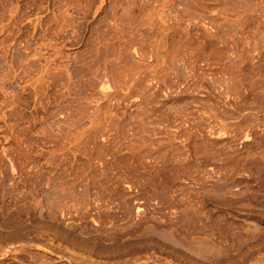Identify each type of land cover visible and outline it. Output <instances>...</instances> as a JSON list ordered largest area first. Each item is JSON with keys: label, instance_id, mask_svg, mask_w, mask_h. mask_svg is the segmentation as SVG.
Returning <instances> with one entry per match:
<instances>
[{"label": "rangeland", "instance_id": "1", "mask_svg": "<svg viewBox=\"0 0 264 264\" xmlns=\"http://www.w3.org/2000/svg\"><path fill=\"white\" fill-rule=\"evenodd\" d=\"M0 264H264V0H0Z\"/></svg>", "mask_w": 264, "mask_h": 264}]
</instances>
